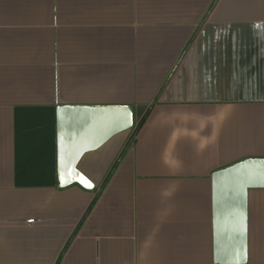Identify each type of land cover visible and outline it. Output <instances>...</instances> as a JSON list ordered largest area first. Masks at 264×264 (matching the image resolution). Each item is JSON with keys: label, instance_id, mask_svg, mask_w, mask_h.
I'll return each instance as SVG.
<instances>
[{"label": "crops", "instance_id": "0c3cea01", "mask_svg": "<svg viewBox=\"0 0 264 264\" xmlns=\"http://www.w3.org/2000/svg\"><path fill=\"white\" fill-rule=\"evenodd\" d=\"M67 104L131 105L134 125L81 156L93 189L19 186L17 111L36 146L54 108L57 175ZM248 156L264 157V0H0V264H216L212 173ZM245 264H264V188Z\"/></svg>", "mask_w": 264, "mask_h": 264}, {"label": "water", "instance_id": "95a60500", "mask_svg": "<svg viewBox=\"0 0 264 264\" xmlns=\"http://www.w3.org/2000/svg\"><path fill=\"white\" fill-rule=\"evenodd\" d=\"M134 125L131 105L67 104L57 107V179L60 187L94 182L79 168L81 156ZM213 233L216 264L248 260L249 190L264 188V157L248 156L212 173Z\"/></svg>", "mask_w": 264, "mask_h": 264}, {"label": "trees", "instance_id": "16d2710c", "mask_svg": "<svg viewBox=\"0 0 264 264\" xmlns=\"http://www.w3.org/2000/svg\"><path fill=\"white\" fill-rule=\"evenodd\" d=\"M39 109L43 128L38 131L40 133H37L40 137V144L36 146L29 141L32 132L23 136L20 108L17 111L16 182L19 186H53L58 183L55 156V110L53 107ZM146 117L138 122V129L143 126Z\"/></svg>", "mask_w": 264, "mask_h": 264}]
</instances>
